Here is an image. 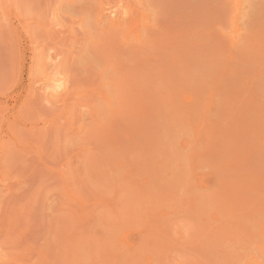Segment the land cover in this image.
<instances>
[{"label":"rangeland","instance_id":"rangeland-1","mask_svg":"<svg viewBox=\"0 0 264 264\" xmlns=\"http://www.w3.org/2000/svg\"><path fill=\"white\" fill-rule=\"evenodd\" d=\"M0 264H264V0H0Z\"/></svg>","mask_w":264,"mask_h":264}]
</instances>
